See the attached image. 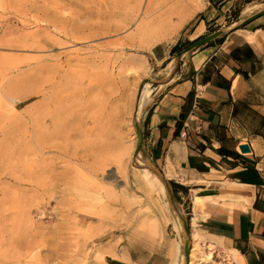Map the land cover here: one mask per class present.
Returning <instances> with one entry per match:
<instances>
[{
  "label": "rangeland",
  "instance_id": "obj_1",
  "mask_svg": "<svg viewBox=\"0 0 264 264\" xmlns=\"http://www.w3.org/2000/svg\"><path fill=\"white\" fill-rule=\"evenodd\" d=\"M202 1L184 22L173 16L167 24L172 10L182 13V0H0V252L7 255L0 264H80L77 248L86 247L87 264H145L150 256L157 264H181L186 239L193 249L174 209L191 232L190 199L168 178L169 213L141 181L144 166L165 173L142 151L141 164L134 162L130 113L136 89L151 82L153 92L174 69L176 60L156 61L157 44L174 43L203 14L221 27L249 15L242 11L248 4L264 7V0ZM145 13L165 19L152 38L136 34ZM45 88L68 97L71 129L62 136L75 142L42 158L27 127ZM90 206L106 218L87 238L83 232L99 218L78 209ZM25 210L34 217L31 229ZM220 248L214 260L228 264Z\"/></svg>",
  "mask_w": 264,
  "mask_h": 264
},
{
  "label": "crops",
  "instance_id": "obj_2",
  "mask_svg": "<svg viewBox=\"0 0 264 264\" xmlns=\"http://www.w3.org/2000/svg\"><path fill=\"white\" fill-rule=\"evenodd\" d=\"M259 11L221 27L203 14L174 43L157 44L156 61L176 62L141 121V151L190 199L192 227L197 221L206 244L223 239L243 264H264V14L237 24ZM217 30L224 33L185 50ZM195 194L204 205L194 213Z\"/></svg>",
  "mask_w": 264,
  "mask_h": 264
},
{
  "label": "bare ground",
  "instance_id": "obj_3",
  "mask_svg": "<svg viewBox=\"0 0 264 264\" xmlns=\"http://www.w3.org/2000/svg\"><path fill=\"white\" fill-rule=\"evenodd\" d=\"M203 4L204 3L202 0H182V5H181V7L179 6V9H178L179 12L182 11V13L179 15V13H177L178 11L172 10V12H171L169 18L167 19L166 23L171 24L173 16H177L178 20L184 22L186 20L185 13L191 14L197 10L200 11V9L203 8L202 7ZM263 8L264 7H262V5L259 3H251V4L246 5L244 10H242V11L244 14H252V13H254L258 10H261ZM192 15L193 14H191V16ZM160 18L157 19L153 13L152 14H146L145 13L143 16V19L140 22L138 32L136 31L137 32L136 34H138L137 36L148 35V36H150L149 38H152V36L157 33L158 28L160 29L164 25L165 19L163 18V20H161ZM160 25H162V26L160 27ZM146 38H148V37H146ZM247 38L252 39L254 37L251 34H247ZM143 39H144V41H146L145 38H143ZM171 80H172L171 76H169V78L167 76L166 81L163 82V84L166 85ZM150 86H151V82H147L145 86H143V87L140 86L139 88L136 89L137 92H135L136 93L135 94V97H136L135 103L132 105V109H131L132 113L129 112L130 114H132L130 121L132 120L133 123H135L137 121V117L139 116L141 111L148 105V103L151 100V92L152 91H149ZM41 91H42L43 98H42V101L40 103V109L37 108L38 105L36 108L33 107L31 109V112L29 113V117H28L29 125L27 128L29 130L28 133H30L31 136H33V142H34V140L36 142V145L38 148V153L43 158L46 155H49V154L54 155V154L59 153V150H63V149H61V147L63 148L67 145V144H64V142L68 143V145L64 148V150H66V149L68 150V146L70 147V143L72 142V140H70L69 138H67V140H65V138L63 137L64 135L62 136V133L65 134L67 131V128H68V131L71 129L70 124H68L67 122L69 120V117H70L72 111H70L71 109L69 110V108L66 107V105L64 104L65 102H63L64 100L65 101L68 100V97L64 96V93H58V92L53 93V92H51V90L49 88H45ZM37 93H38V91H37ZM73 128L75 129V125ZM36 132H37L38 136L42 137V138L37 139L36 137H38V136H36L37 135ZM47 135H48V137H47ZM68 136H65V137H68ZM135 136L136 137L134 138V140H132L133 141L132 147H130V148H132V158H133L135 163L141 164V163H139V159L141 158V153L139 152L138 155H135V150H136V145H137V140H138V134H136ZM68 139L70 141H68ZM61 140L63 141L62 144H61ZM73 142H75V141H73ZM76 142H77V140H76ZM126 148H127V146H126ZM64 150H63V152H64ZM60 152L62 153V151H60ZM166 179H168L167 176H166ZM141 181H142L143 185L148 189V191L150 190V191L158 193L160 195L159 198L162 199V201L165 205V209H167L170 213L173 210L172 209L173 207H171V203H173V201L170 197V194H169V191L167 188L166 180H164L158 173H156L154 170H152L149 166H144L143 174L141 175ZM87 194H90V193H85L84 195H87ZM90 196L93 198H91ZM90 196L88 195V197L87 196H85V197L89 198V200L95 199L94 195L92 196L90 194ZM214 199L218 200V198H214ZM214 199H212V200H214ZM89 200L87 202L90 204L91 202H89ZM170 201H172V202H170ZM193 203H194V208L198 209L200 206L204 205V200L201 197H199L197 194H195L194 198H193ZM95 209H96V207H94V206L91 208H89V207L80 208L79 207V209H78L80 211L86 212V214L89 213V214L95 215L99 218L98 222H96L95 224L90 223L89 226H87L86 230L83 232V233H85L84 237L90 238L92 235H94L93 233L96 230L99 231L100 227L102 226L101 223L106 218V216H102L99 212H97L98 210H95ZM174 209H175V213L180 217V213L178 212V209L175 206H174ZM23 214L24 215H22V216H24V222H26V227L31 229V227H33L32 225H33V218L34 217H32L31 212H29V211L26 212V210L23 212ZM86 218H88V217H86ZM173 218H174V216H173ZM174 220L176 221L175 222V225L177 226L176 228H178V230H179L178 221L176 219H174ZM193 222H194L193 223L194 227H192L193 228L192 234L191 233L189 234L192 237L193 249L189 250V254L187 257H186V254L182 255L181 264H217L214 260V250L216 247L219 248V246L221 248L223 247L226 250L225 252L228 253V255H227V257L229 259L228 264H243V261H242L240 255L236 251H234L232 248L224 246L223 243H221V241L223 242V239L220 240V242H219V240L217 241V240L212 239L211 243L206 244V242H207L206 240L208 238L206 236H204L203 232H201L197 228V221H193ZM23 226H24V224H23ZM79 229H81V227ZM186 235H187V233H186ZM189 235H187V236H189ZM201 246L206 247L209 251H206ZM76 248L77 247H75V249ZM69 249L71 251V248H69ZM221 251H223V250H221ZM74 253H75V251H74ZM77 253H78L77 256L80 257V259H82V260H80V264L81 263L87 264V261L91 258V253L87 250V247H86V249H79V250L77 248ZM5 256H7L5 253L2 254L0 252V259L4 258ZM66 256H68V255H66ZM175 264H177V263H175Z\"/></svg>",
  "mask_w": 264,
  "mask_h": 264
},
{
  "label": "water",
  "instance_id": "obj_4",
  "mask_svg": "<svg viewBox=\"0 0 264 264\" xmlns=\"http://www.w3.org/2000/svg\"><path fill=\"white\" fill-rule=\"evenodd\" d=\"M261 14H264V9L263 10H260L259 12L255 13L254 15L246 18L245 20H243L242 22H240L239 24H237V27H241L243 26L247 21L261 15ZM224 33V31H221V30H217L199 40H197L196 42L192 43L190 46H188L185 50L188 51V50H191V49H194L216 37H219L221 36L222 34ZM135 127H136V130H137V134H138V140H137V145H136V150H135V155H138L139 152L141 151L142 149V144H143V139H144V132H143V128H142V125L139 121L135 122ZM241 149L243 151H249V146L248 145H242L241 146ZM152 170H154L156 173H158L164 180H166V183H167V188H168V191H169V194L172 197V193H171V189H170V185H169V182H168V179H166V176L161 173L155 166H152L150 165L149 166ZM181 220H182V223H183V227H184V230L185 232L187 233V235H189L191 232H190V228L187 224V222L185 221L184 217L183 216H180ZM184 250H185V254L186 256H188L189 254V250H190V239L188 238L186 241H185V246H184Z\"/></svg>",
  "mask_w": 264,
  "mask_h": 264
}]
</instances>
